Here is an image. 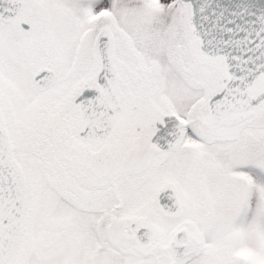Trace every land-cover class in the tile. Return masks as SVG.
<instances>
[{
  "label": "snow or ice",
  "instance_id": "obj_1",
  "mask_svg": "<svg viewBox=\"0 0 264 264\" xmlns=\"http://www.w3.org/2000/svg\"><path fill=\"white\" fill-rule=\"evenodd\" d=\"M0 264H264V0H0Z\"/></svg>",
  "mask_w": 264,
  "mask_h": 264
}]
</instances>
